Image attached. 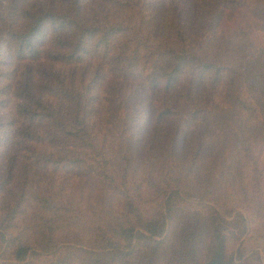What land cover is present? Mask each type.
Masks as SVG:
<instances>
[{
	"label": "trees",
	"instance_id": "16d2710c",
	"mask_svg": "<svg viewBox=\"0 0 264 264\" xmlns=\"http://www.w3.org/2000/svg\"><path fill=\"white\" fill-rule=\"evenodd\" d=\"M263 151L264 0H0V264H248Z\"/></svg>",
	"mask_w": 264,
	"mask_h": 264
},
{
	"label": "rangeland",
	"instance_id": "374dc122",
	"mask_svg": "<svg viewBox=\"0 0 264 264\" xmlns=\"http://www.w3.org/2000/svg\"><path fill=\"white\" fill-rule=\"evenodd\" d=\"M264 163V151L262 154ZM219 228L223 232H234L235 228L221 223ZM240 250L248 264H264V238L255 235H245L240 244Z\"/></svg>",
	"mask_w": 264,
	"mask_h": 264
}]
</instances>
